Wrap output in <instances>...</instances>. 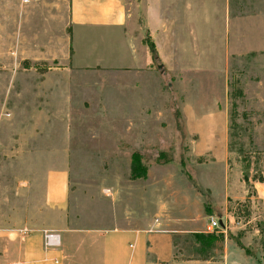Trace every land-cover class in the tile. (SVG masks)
<instances>
[{"label": "rangeland", "instance_id": "374dc122", "mask_svg": "<svg viewBox=\"0 0 264 264\" xmlns=\"http://www.w3.org/2000/svg\"><path fill=\"white\" fill-rule=\"evenodd\" d=\"M124 1L137 70L72 64L68 0H0V254L50 230L81 264L89 234L118 228L174 230L176 255L196 258L192 233L216 218L212 259L228 241L227 264H264V0ZM186 103L225 112L226 163L196 156ZM53 170L64 207L45 201Z\"/></svg>", "mask_w": 264, "mask_h": 264}, {"label": "crops", "instance_id": "0c3cea01", "mask_svg": "<svg viewBox=\"0 0 264 264\" xmlns=\"http://www.w3.org/2000/svg\"><path fill=\"white\" fill-rule=\"evenodd\" d=\"M67 26V50L76 68L137 70L146 62L143 45L132 33L131 14L124 0H68ZM23 34L22 31L20 37ZM89 34L95 36L96 41L91 50L81 45L82 38ZM24 42L25 39L22 45ZM182 113L186 131L198 137L194 147L196 156L211 155L215 163H226L225 112L199 115L193 104L186 103ZM67 189V171L48 172L45 192L48 205L64 207ZM203 232L206 233L194 230L192 234ZM176 233L174 230L114 228L89 234L86 250L83 246L79 250L81 264H227L232 252L228 250V241H225L221 259H174ZM7 244L0 254L3 264H68L66 259L73 255L67 247L66 254L61 251L62 237L60 248L46 251L42 232L21 236Z\"/></svg>", "mask_w": 264, "mask_h": 264}, {"label": "trees", "instance_id": "16d2710c", "mask_svg": "<svg viewBox=\"0 0 264 264\" xmlns=\"http://www.w3.org/2000/svg\"><path fill=\"white\" fill-rule=\"evenodd\" d=\"M231 95V92H230ZM237 116V106L235 103H232L231 110H230V124L227 127L228 136L231 137V130L233 128V123L235 121V118ZM230 144L228 143V147ZM244 182H246V179H244ZM224 236L222 234L217 233H194V243L197 244L198 250L195 252L199 257H192V258H186V257H178L175 252V240H174V259H203V260H209L212 259L210 255L208 254V250L215 249L216 243L218 241H224ZM240 246V245H239ZM243 248L242 246H240ZM194 253V252H193ZM204 254V255H203ZM203 255V256H202Z\"/></svg>", "mask_w": 264, "mask_h": 264}, {"label": "built area", "instance_id": "2783aa9c", "mask_svg": "<svg viewBox=\"0 0 264 264\" xmlns=\"http://www.w3.org/2000/svg\"><path fill=\"white\" fill-rule=\"evenodd\" d=\"M222 221V225L220 224ZM227 225L224 220L211 218L209 224L206 228L207 233H218L226 231ZM43 235V247L46 251H51L60 248L61 246V237L60 234L55 231L44 230L42 231Z\"/></svg>", "mask_w": 264, "mask_h": 264}, {"label": "water", "instance_id": "95a60500", "mask_svg": "<svg viewBox=\"0 0 264 264\" xmlns=\"http://www.w3.org/2000/svg\"><path fill=\"white\" fill-rule=\"evenodd\" d=\"M220 224L222 225V221H220Z\"/></svg>", "mask_w": 264, "mask_h": 264}]
</instances>
